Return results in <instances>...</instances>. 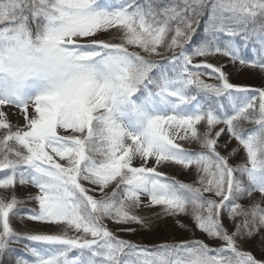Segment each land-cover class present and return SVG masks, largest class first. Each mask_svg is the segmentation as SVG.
Instances as JSON below:
<instances>
[{
    "label": "snow or ice",
    "instance_id": "1",
    "mask_svg": "<svg viewBox=\"0 0 264 264\" xmlns=\"http://www.w3.org/2000/svg\"><path fill=\"white\" fill-rule=\"evenodd\" d=\"M0 264H264V0H0Z\"/></svg>",
    "mask_w": 264,
    "mask_h": 264
},
{
    "label": "rangeland",
    "instance_id": "2",
    "mask_svg": "<svg viewBox=\"0 0 264 264\" xmlns=\"http://www.w3.org/2000/svg\"><path fill=\"white\" fill-rule=\"evenodd\" d=\"M232 81L235 82V83H240V84H249V85H259L260 83V80L250 74H247V73H241L239 75H233L232 76ZM12 122L15 124L17 123V118L16 117H12ZM234 159H239V157H236ZM181 179H183V177H181ZM18 195L20 196H24L25 193L23 192H20L18 193ZM32 205H25V207H31ZM163 227H165L164 225H161ZM111 227V226H110ZM168 227H171V225H168ZM46 230V229H44ZM115 231V229H113ZM155 233V234H154ZM117 235L118 236H121V238H124V239H137L140 243L141 242H144V241H152V242H155V240L157 238H168V233L162 229V230H156L154 232H148V231H142L138 234H135V235H132V236H127V235H124L120 232L117 231Z\"/></svg>",
    "mask_w": 264,
    "mask_h": 264
},
{
    "label": "trees",
    "instance_id": "3",
    "mask_svg": "<svg viewBox=\"0 0 264 264\" xmlns=\"http://www.w3.org/2000/svg\"><path fill=\"white\" fill-rule=\"evenodd\" d=\"M193 39H194V41H197V42L203 40V27L202 26H201L200 29H198L197 34L194 36ZM162 229H165V227H163V226L160 225V227L157 230L160 231ZM132 240L135 241V242H139L136 238L135 239H132ZM141 243H143V244H149V243H153V242L152 241H144V242H141Z\"/></svg>",
    "mask_w": 264,
    "mask_h": 264
}]
</instances>
